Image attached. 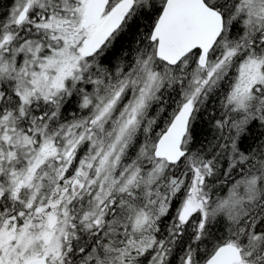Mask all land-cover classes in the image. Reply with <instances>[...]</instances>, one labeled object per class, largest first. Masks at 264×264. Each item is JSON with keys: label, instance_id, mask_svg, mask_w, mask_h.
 <instances>
[{"label": "snow or ice", "instance_id": "6c2138e0", "mask_svg": "<svg viewBox=\"0 0 264 264\" xmlns=\"http://www.w3.org/2000/svg\"><path fill=\"white\" fill-rule=\"evenodd\" d=\"M0 264H264V0H0Z\"/></svg>", "mask_w": 264, "mask_h": 264}]
</instances>
